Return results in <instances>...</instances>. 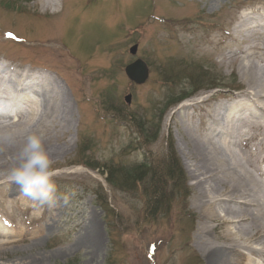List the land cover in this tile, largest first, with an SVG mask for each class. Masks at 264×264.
Instances as JSON below:
<instances>
[{"label": "rangeland", "instance_id": "374dc122", "mask_svg": "<svg viewBox=\"0 0 264 264\" xmlns=\"http://www.w3.org/2000/svg\"><path fill=\"white\" fill-rule=\"evenodd\" d=\"M55 9L44 11L40 0H0V61L63 83L74 117L70 130L47 133L62 149L54 164L55 206L26 196L23 205L0 188L3 218L22 232L4 238L9 244L0 247V263L206 264L195 246L201 217L181 137L183 121L190 117L196 125L200 113L197 108L175 113L203 96L234 98L244 91L233 59L243 56L259 32H234L243 13L251 12L257 24L264 0H58ZM136 59L149 68L142 86L124 72ZM228 60L232 64L225 66ZM135 117L140 122L133 123ZM135 123L149 137L159 132L156 142L141 137ZM170 142L190 197L161 220L146 222L142 193L113 191L103 169L86 167L88 162L157 166ZM97 193L107 197L106 211ZM252 258L264 264V258Z\"/></svg>", "mask_w": 264, "mask_h": 264}, {"label": "bare ground", "instance_id": "6f19581e", "mask_svg": "<svg viewBox=\"0 0 264 264\" xmlns=\"http://www.w3.org/2000/svg\"><path fill=\"white\" fill-rule=\"evenodd\" d=\"M57 1L40 0L43 10L52 9L53 14ZM251 16V12L243 13L234 32H259V39L241 51L243 56L232 58L238 62L244 91L234 98L203 96L175 113L187 115L193 108L200 113L196 125L190 117L183 121L181 137L184 154L192 161L193 171L188 174L201 217L195 246L206 264H260L252 257L264 258V15L256 25ZM63 86L39 71L0 61V124L15 126L21 133L15 146L0 148V173L13 166L24 136L31 131L70 130L73 110ZM46 147L56 160L62 149L52 143L51 136ZM14 186L0 183L4 192L24 205L25 196H19ZM4 203L0 201V247L9 244L3 241L7 236L22 233L5 222Z\"/></svg>", "mask_w": 264, "mask_h": 264}, {"label": "trees", "instance_id": "16d2710c", "mask_svg": "<svg viewBox=\"0 0 264 264\" xmlns=\"http://www.w3.org/2000/svg\"><path fill=\"white\" fill-rule=\"evenodd\" d=\"M140 119L135 117L131 121L138 123ZM136 126L139 128L141 137L146 141L156 142L159 132L149 137L144 133L143 126L138 124ZM173 146V143L170 142L169 154L157 166L152 163H142L136 166L123 167L111 163L88 162L86 167L92 170L103 169L106 175L105 181L113 191L131 196H141L142 193L145 204L144 216L146 222L150 223L168 217L175 204H178L179 201H184L186 204L190 197L187 178ZM97 201L106 211L109 207L107 197L100 199L97 193ZM187 221L194 222V216L191 215Z\"/></svg>", "mask_w": 264, "mask_h": 264}, {"label": "clouds", "instance_id": "9594fccd", "mask_svg": "<svg viewBox=\"0 0 264 264\" xmlns=\"http://www.w3.org/2000/svg\"><path fill=\"white\" fill-rule=\"evenodd\" d=\"M20 135L19 128L0 124V148L15 146ZM46 140L44 129L33 130L24 136L15 163L0 173V183L14 184L24 196L42 206L53 207L58 199L55 160L46 147ZM64 200L67 203V197Z\"/></svg>", "mask_w": 264, "mask_h": 264}, {"label": "water", "instance_id": "95a60500", "mask_svg": "<svg viewBox=\"0 0 264 264\" xmlns=\"http://www.w3.org/2000/svg\"><path fill=\"white\" fill-rule=\"evenodd\" d=\"M137 51H138V46L135 45L130 49L129 52L131 56H136ZM125 75L130 82L134 83L137 86H142L149 79V68L143 60L137 59L135 62L129 64L125 68ZM124 100L127 105H130L132 100V95H127L124 98Z\"/></svg>", "mask_w": 264, "mask_h": 264}]
</instances>
